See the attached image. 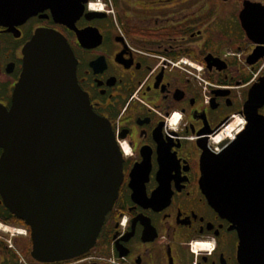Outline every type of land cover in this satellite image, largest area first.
<instances>
[{
  "label": "flooded vegetation",
  "instance_id": "1",
  "mask_svg": "<svg viewBox=\"0 0 264 264\" xmlns=\"http://www.w3.org/2000/svg\"><path fill=\"white\" fill-rule=\"evenodd\" d=\"M71 1L83 8L74 26L89 30L85 45L50 9L0 20V107L12 106L35 31H58L93 111L111 125L123 179L93 246L52 262L31 256L29 226L0 195V264H240L237 229L209 204L200 178L204 151L218 150L214 138L232 120L245 123L249 89L264 76L253 79L264 57L247 62L255 44L239 19L245 0ZM135 167L142 203L130 186ZM197 243L206 249L194 252Z\"/></svg>",
  "mask_w": 264,
  "mask_h": 264
},
{
  "label": "water",
  "instance_id": "2",
  "mask_svg": "<svg viewBox=\"0 0 264 264\" xmlns=\"http://www.w3.org/2000/svg\"><path fill=\"white\" fill-rule=\"evenodd\" d=\"M78 3L1 1L0 20L10 15L24 21L50 9L53 20L75 30L85 45L89 30L74 26L83 12ZM239 19L255 44L247 57L253 64L264 57V4L245 0ZM76 64L61 33L37 29L23 48L12 106L0 107V195L8 210L29 226L31 256L38 261L88 251L123 179L111 125L93 111L78 84ZM263 103L261 76L249 89L242 128L233 139L220 141L217 151L205 150L201 160L200 186L209 204L237 229L240 264H264V115L258 113ZM139 171H131L130 186L135 200L144 202L143 184H135Z\"/></svg>",
  "mask_w": 264,
  "mask_h": 264
},
{
  "label": "bare ground",
  "instance_id": "3",
  "mask_svg": "<svg viewBox=\"0 0 264 264\" xmlns=\"http://www.w3.org/2000/svg\"><path fill=\"white\" fill-rule=\"evenodd\" d=\"M234 120H236V119H234ZM173 121L174 122L177 121L176 116L174 117ZM236 122H238L239 126H241L243 124V119L239 117V118H237ZM236 126H237V124H236ZM233 136H234V132L231 130V126L229 125V126L224 127V129L217 136H215L214 141L218 142V141L223 140V139H233Z\"/></svg>",
  "mask_w": 264,
  "mask_h": 264
},
{
  "label": "rangeland",
  "instance_id": "4",
  "mask_svg": "<svg viewBox=\"0 0 264 264\" xmlns=\"http://www.w3.org/2000/svg\"><path fill=\"white\" fill-rule=\"evenodd\" d=\"M236 120H237V119H236ZM236 120H235L234 123L232 122L233 120L231 121V122H232V123H231L232 125H230V126H231V130H232L233 132L236 131V128L240 127L239 124H238V122H236ZM175 122H176V121H175ZM236 124H237V126H236ZM233 126H234V127H233ZM196 248H197V249H203V250L206 249L205 246H203L202 244H198V243H197V244L194 246V248H193V251H194V252H196V250H197Z\"/></svg>",
  "mask_w": 264,
  "mask_h": 264
},
{
  "label": "built area",
  "instance_id": "5",
  "mask_svg": "<svg viewBox=\"0 0 264 264\" xmlns=\"http://www.w3.org/2000/svg\"><path fill=\"white\" fill-rule=\"evenodd\" d=\"M98 10H101L102 8H97ZM264 71V64L261 65V67L253 74V79L257 77L261 72ZM235 133V132H234ZM234 137V136H233Z\"/></svg>",
  "mask_w": 264,
  "mask_h": 264
}]
</instances>
